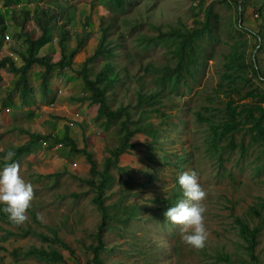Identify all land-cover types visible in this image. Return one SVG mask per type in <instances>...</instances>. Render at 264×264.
<instances>
[{"label":"rangeland","instance_id":"obj_1","mask_svg":"<svg viewBox=\"0 0 264 264\" xmlns=\"http://www.w3.org/2000/svg\"><path fill=\"white\" fill-rule=\"evenodd\" d=\"M5 1L0 0L5 23L0 57L12 53L15 58L14 50H24V32L33 38L41 34L35 17L47 7L49 13H57L53 38L39 47L37 55H48L52 61L60 58L57 38L63 22L71 34L63 43L66 54L75 48L77 37L85 36L70 67L56 68L44 80V67H32L31 89L24 105L15 84L17 76L0 69V171L6 166L2 162L8 150L29 139L22 130L60 137L68 125L76 144L86 146L101 172L108 150L120 144L125 133L121 121L128 120L134 134L128 140L129 147L108 168L111 181L103 194L108 217L99 235L105 247L101 253L105 263L264 264V227L258 237L256 260L252 261L234 223V217L251 225L258 223L249 209H259L260 201H264V147L250 143L248 132L242 130L233 135L235 148L228 146L229 138H225L218 153L214 152L209 128L225 113L229 91L219 85L227 71L226 56L235 44L245 41L247 61L255 56L264 79V43L258 50L262 43L256 37L258 33L264 37V0L244 2L241 26L237 23L241 8L233 0H204L196 6L190 0H123L122 7L115 0H19L11 5ZM211 2L217 21L212 20L211 31L192 40L200 64L185 67L175 88L171 83L163 84L165 72L178 61V33L199 28L204 9ZM21 10H28L26 19ZM103 28L104 49L86 63L87 75L92 79L110 63L117 77L106 89L108 106L113 111L126 108L128 112L108 126L96 116V106L89 104L78 74L86 57L97 49ZM246 76L250 77V72ZM236 84L239 93L230 94L235 99L253 87L264 90V80L259 82L256 77ZM153 93L157 103L138 104L140 94ZM248 101L250 98L240 102ZM197 112L206 120L199 121ZM145 123L157 130L155 138L139 129ZM15 162L21 165L23 179L34 185L35 195L23 225L0 217V264H47L22 255L33 245L58 248L67 264H90L91 253L85 246L96 243L102 218L92 203L94 190L79 180L92 177L85 156L47 138L34 143L31 152L21 154ZM192 170L208 193L203 201L208 238L201 249L184 244L182 226L166 221L163 215L186 199L178 177ZM169 199L171 205L166 202ZM261 213L264 216V211ZM30 229L48 235L55 229L73 254L57 244L42 242L34 233L22 234Z\"/></svg>","mask_w":264,"mask_h":264},{"label":"trees","instance_id":"obj_2","mask_svg":"<svg viewBox=\"0 0 264 264\" xmlns=\"http://www.w3.org/2000/svg\"><path fill=\"white\" fill-rule=\"evenodd\" d=\"M19 0H6L5 5H11L12 3L18 2ZM193 5H200L204 2V0H190ZM236 7L240 6L239 12H237V23L239 26L243 25V16H242V6L246 0H233ZM118 7H122L123 0H115L114 1ZM49 8L42 9L41 16L35 17L36 23L39 25L41 29V34L37 38H33L30 33H25L24 42L25 47L23 51L14 50L16 53L15 58L13 55L7 54L0 57V69H4L7 72L15 74L17 76L16 86L19 91L20 103L21 105L25 104V100L29 97V90L31 89V80L30 74L32 67L35 65L43 66V80L45 76L49 74L52 70L58 68L63 69L66 67H70L74 56L77 54L78 50L83 45L85 33H82L76 39V46L72 49L68 54L65 53L63 43L66 40H69L71 34L68 30L65 29V22L61 23L58 28V38L57 43L60 47V58L57 61H52L48 55H37V51L39 47L43 44L48 43L53 37L52 30L54 26V20L56 19L57 13L48 12ZM23 19L28 17V10H21ZM218 17L213 14V4L209 3L204 9L203 20L199 22V28L194 27L191 31H183L178 33V36L181 37L177 42V48L175 51V55L177 57V64L173 69H170L165 72L164 75L166 80H163V84L171 83L175 88L179 81L182 79L183 74L182 70L185 67H188L190 64L199 65L200 61L198 59L197 46L192 45V40L202 36L204 33L211 31L213 28V21H217ZM87 20V18H86ZM240 20V23L238 22ZM86 26V21L84 27ZM5 23L3 15L0 13V45L3 42L5 37L4 35ZM185 29V28H184ZM247 33V31H246ZM261 40V45L258 47V50L262 49L264 43V37L258 33L256 35ZM262 37V38H261ZM105 39V29H102L101 39L99 41V45L97 49L91 56L86 57L84 62L81 64V69L78 71L80 79L83 85L86 87L88 92L87 100L90 105L96 106V116L102 117L104 119L105 126H108L115 120H120L123 115H128L126 108H118L116 110H111L108 106L106 99V89L107 86L116 80L117 74L113 73V69L110 63H106L103 68L95 73L90 79L87 75L86 63L91 59L96 57L98 54L102 53L104 47L102 43ZM263 40V42H262ZM245 41L243 43L235 44L233 50L227 54L226 56V67L227 71L223 73L224 83L220 84V88L222 86L227 87L229 91L227 96L228 99L224 105V116L223 119L216 123L209 124V128L212 130V139L211 146L214 152L219 151L220 142L229 138L228 146L230 145L232 148H235L237 144L233 142V135L237 132L245 130L248 132L250 139V143H256L264 147V90L253 87L242 94L240 93L238 99L230 96L231 93H239V87L237 86V82H242L246 84L250 81V77H256L259 82H262L263 76L259 74L257 67V60L253 55L250 61H247V58L244 53ZM258 45V42L255 45ZM19 59V61H17ZM110 72V76L109 73ZM250 72V77L246 76ZM162 80V79H161ZM250 98L248 102H240L242 99ZM156 101V94H140L138 104H154ZM197 118L199 121L206 120L205 117L202 116L200 112H197ZM122 129L125 131L123 136L121 137L120 144L108 150V156L103 160V168L101 172H98L95 166V161L92 157L91 152H89L84 145L79 148L70 135V128L68 125L64 126L63 133L60 137H51V134L48 135H40L35 133H29L26 130H23V134L28 136L29 139L26 140L23 144L13 149L15 151L16 156L11 161H4L2 164L7 165L9 163H13L21 154L30 153L31 146L41 139L52 138V143L57 144L60 143L62 145L67 146L71 151L82 153L85 156L89 164V172L92 177L88 179H79L81 182L86 184L89 188L93 189L95 192L94 197L92 198V203L98 208L101 214V222L98 226V232L96 237V243H90L85 246V249L91 253L90 264H106L103 260L101 253L105 250L104 244L100 238L101 225L104 224L106 215L105 207L102 204L104 191L108 188L109 183L111 181V177L108 173V168L113 166L117 162L118 155L125 152V150L129 147V138L133 136L134 131L130 129L128 126V120H122ZM151 123H145L141 128H139L142 132L152 135L155 138V134L157 130H153L151 128ZM242 148L243 144H239ZM223 148L225 146H222ZM182 158H179L181 160ZM97 177L95 180L94 177ZM179 184V183H178ZM177 197V195H176ZM170 202V199L166 201ZM171 205V202L170 204ZM3 205H0V217L1 219L10 222L7 216L2 211ZM258 208L251 207L249 209V214L258 218V223L251 225L248 221L240 218L234 217V223L238 228L239 236L242 241L245 243V249L247 255L250 260H256V247L258 246V237L264 227V216H262V211H264V201L261 200ZM131 213H133L131 211ZM126 220L123 221L125 223ZM11 223V222H10ZM51 235L36 232L33 230H24L22 234L34 233L36 234L42 242H47L48 244H57L60 247L66 248L70 255L73 254V249L63 241L55 229H50ZM14 254H18L17 250L13 251ZM22 255L25 257H35L40 261H44L47 264H67L64 259L63 254L60 252L58 248L48 246H31L23 250Z\"/></svg>","mask_w":264,"mask_h":264},{"label":"clouds","instance_id":"obj_3","mask_svg":"<svg viewBox=\"0 0 264 264\" xmlns=\"http://www.w3.org/2000/svg\"><path fill=\"white\" fill-rule=\"evenodd\" d=\"M15 151L8 150L5 160L11 161ZM178 183L185 200L169 207L164 213L166 221L181 225V241L196 249L205 246L208 238L204 223L206 207L203 201L208 193L199 183L195 170L185 171L178 177ZM34 185L21 176V165L18 162L7 164L0 171V205L8 220L16 225H23L28 219L27 212L34 199Z\"/></svg>","mask_w":264,"mask_h":264},{"label":"crops","instance_id":"obj_4","mask_svg":"<svg viewBox=\"0 0 264 264\" xmlns=\"http://www.w3.org/2000/svg\"><path fill=\"white\" fill-rule=\"evenodd\" d=\"M239 8H240V6H239ZM247 13H248V12H246V14H247ZM248 33H251V34H252L253 32H251V31L248 30ZM22 131H23V130H22ZM22 133H23V132H22ZM61 135H62V133H61ZM70 135H71V134H70ZM24 142H25V141H24ZM24 142H23V143H24ZM23 143H22V144H23ZM77 146H78V145H77ZM17 147H18V146H17ZM78 147H79V146H78ZM15 148H16V147H15ZM30 152H31V151H30Z\"/></svg>","mask_w":264,"mask_h":264},{"label":"built area","instance_id":"obj_5","mask_svg":"<svg viewBox=\"0 0 264 264\" xmlns=\"http://www.w3.org/2000/svg\"><path fill=\"white\" fill-rule=\"evenodd\" d=\"M10 55H12V53Z\"/></svg>","mask_w":264,"mask_h":264}]
</instances>
